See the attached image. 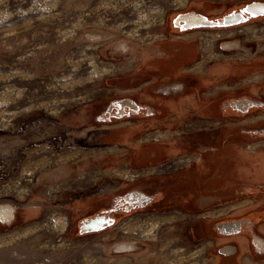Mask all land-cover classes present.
I'll return each instance as SVG.
<instances>
[{
    "label": "rangeland",
    "instance_id": "obj_1",
    "mask_svg": "<svg viewBox=\"0 0 264 264\" xmlns=\"http://www.w3.org/2000/svg\"><path fill=\"white\" fill-rule=\"evenodd\" d=\"M257 2L264 0H0V197L40 199L31 207L35 218L17 210L22 225L0 228V264H264L256 245L264 241V216L249 235L224 237L238 229L222 224L219 235L203 232L209 219L234 226V213L264 207V14L244 12L250 18L240 25L191 33L208 86L202 101L183 102L186 118L171 113L170 120L182 121L177 137L201 142L200 149L162 156L150 149L134 161L138 138L160 141L164 129H133L135 144L117 134L102 139L116 131L105 118L116 99H137L124 91L153 78L146 71L164 57L171 23ZM228 102L253 108L241 116L227 112ZM88 128L83 146L77 140ZM147 179L149 191L141 185ZM98 186L113 198L163 191L160 210L132 215L105 240L76 239L68 195ZM227 246L238 252L232 262Z\"/></svg>",
    "mask_w": 264,
    "mask_h": 264
},
{
    "label": "flooded vegetation",
    "instance_id": "obj_2",
    "mask_svg": "<svg viewBox=\"0 0 264 264\" xmlns=\"http://www.w3.org/2000/svg\"><path fill=\"white\" fill-rule=\"evenodd\" d=\"M229 13H225V15L221 17H216L210 20H223V18ZM191 15L192 14H183L175 20L177 23L174 20L173 24L171 23L170 29L173 35L165 39V45L162 47L160 46L161 48H164V53L160 54L164 55V57H157V59H154L152 63L154 70L150 69L149 67V71H146L149 73V76L152 75L153 78L135 86H129L127 89L128 91H124V95L130 93L137 94V99L134 100L129 96L116 99V105L113 110L114 115L111 116L107 113L105 116V118L108 120L113 119L114 122L116 121L115 123L113 122V126H110L109 128H114L116 131L117 129L122 128L117 132H110L109 134L106 133V136L102 138L106 140L111 138L113 134H117L118 136H116L117 138L115 137L116 139L132 142L134 140L131 139L133 137L132 133L135 131L133 129H136L137 132H142L143 130L148 131L150 129H156L157 127L164 129V131H160L157 135L163 138L160 141H139L138 138V142L141 143L136 144L138 145L136 147L139 148V152L137 155L135 152H133L134 161L140 160L141 156H146V152H148L150 149L157 150L159 152L158 155L162 156V153L166 154L173 151L176 152L178 149L182 150L187 148L190 150H198L202 147L200 144L201 142L199 141L195 140V143H186L187 140L185 137H177L178 135H182L181 133L185 132L182 129L186 128L185 126L180 128L182 121H173L171 119L173 121L172 123L170 120L171 113H174L178 118H186L187 109L184 107L183 102L188 101L190 103L202 101V89L208 86V84L205 83V79L203 78L202 74L201 46H198L196 37H194L191 33H194L195 31H198V29L202 28H227L234 27L245 22L224 27L202 26L187 28L185 27L186 23L184 21V17H189ZM247 17H249V15ZM171 41H176L179 42V44L184 45L179 49L172 51L171 45H167ZM218 98L219 96L216 95L214 98L210 96L206 99L218 101ZM243 104L244 105H239L242 107H239L238 105H233L232 102H228V108L226 110L227 112H232L234 109H236L240 112V115L241 113L246 115L249 113L250 109L253 108V106H249V102H244ZM195 110L192 109L191 112L196 114L197 111ZM116 115H119V117ZM127 126L134 127L128 129ZM94 127L96 126H93L92 128L94 129ZM92 128H88L85 136H83L84 138L77 140V142L83 145V142H86V136H89L88 132L93 130ZM102 129H106V126H103V128H97L98 131ZM168 132L172 133V135H170L171 137L169 136ZM125 137L127 138L125 139ZM135 142L136 141H133L134 144ZM146 159L150 160V158ZM141 185L148 191V188L152 186L150 180L148 179L141 181ZM122 186V184L117 185V189L119 190V188ZM128 194H123L120 198H113L114 196L111 197V191H108L107 194L105 189L101 191L100 186L93 189H87L85 191H71L68 195V197L71 196L69 201L73 205L71 211L68 212L72 219L70 232L77 233L75 236L76 239L89 236L90 238L94 237L95 239L105 240L104 235L107 231L113 229L114 227H118L125 219L131 217L132 215H136L138 212L144 213V210L147 209H149L150 213L160 210L158 208L156 209V205L159 203V198L161 195H163V191L156 192L154 195L145 194V192H136L135 194L130 193V195ZM3 196L4 197H0V201H2L0 203V207L6 205L10 206L12 208V214L10 219H4L0 217V228L4 226L5 230H10L22 225L18 224V222H20L18 220L20 219L17 210L23 209V212L20 214L24 215L26 218L31 217V220L36 217V208L34 207L33 209L31 207L33 203H40L39 198H11L8 195ZM256 213H258V215L255 217L254 214ZM200 216L202 217L203 215ZM233 216L237 218L230 221L235 223L234 226L226 225L227 223L225 222L216 224L217 220L214 221L209 219L206 223L208 227H203V232L210 235H215V233L219 235V227L222 224V226H224L222 228L225 229L224 231L230 232L238 229L237 233H230L224 237H236L243 235V233H245V235H249L251 230L250 228L253 226L255 221L257 222L259 218L264 216V207L249 210L247 213L245 212L243 214H240L238 211L237 213H234ZM254 228L255 226L253 229ZM196 230V227L192 228V233L194 235ZM200 233H202V228L198 230V234ZM97 235L102 237L98 238ZM217 236H212L210 238L213 245L218 239ZM256 245H260L259 247L264 249V241H258L256 238ZM227 248L228 251H225ZM222 252L227 254L225 259H227L229 262H232L231 259L237 256L235 254L238 253L237 249L233 250L232 246L222 248ZM217 261H219V259ZM236 264H242V262Z\"/></svg>",
    "mask_w": 264,
    "mask_h": 264
},
{
    "label": "water",
    "instance_id": "obj_3",
    "mask_svg": "<svg viewBox=\"0 0 264 264\" xmlns=\"http://www.w3.org/2000/svg\"><path fill=\"white\" fill-rule=\"evenodd\" d=\"M244 12L250 13L251 15H259L264 14V3H254L240 12H231L227 14L223 20L215 21L210 20L208 18L202 16H194V17H184V21L186 23L187 28L189 27H202V26H230L233 24H237L240 22H245L247 17L244 15Z\"/></svg>",
    "mask_w": 264,
    "mask_h": 264
},
{
    "label": "bare ground",
    "instance_id": "obj_4",
    "mask_svg": "<svg viewBox=\"0 0 264 264\" xmlns=\"http://www.w3.org/2000/svg\"><path fill=\"white\" fill-rule=\"evenodd\" d=\"M195 15H191L189 17H194ZM112 161V160H111ZM53 188V187H52ZM26 189V188H24ZM26 191V190H25ZM11 214H12V208L10 206H3V207H0V217L1 218H4V219H10L11 217ZM0 218V219H1ZM30 230V229H29ZM28 231V230H27ZM19 233V232H18ZM18 235V234H17ZM130 245V244H129ZM124 248V247H123ZM134 250V249H133Z\"/></svg>",
    "mask_w": 264,
    "mask_h": 264
}]
</instances>
